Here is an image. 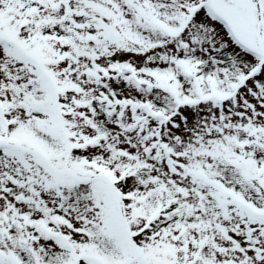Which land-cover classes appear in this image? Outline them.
Returning <instances> with one entry per match:
<instances>
[{
	"label": "snow or ice",
	"instance_id": "6c2138e0",
	"mask_svg": "<svg viewBox=\"0 0 264 264\" xmlns=\"http://www.w3.org/2000/svg\"><path fill=\"white\" fill-rule=\"evenodd\" d=\"M0 264H264V0H0Z\"/></svg>",
	"mask_w": 264,
	"mask_h": 264
}]
</instances>
